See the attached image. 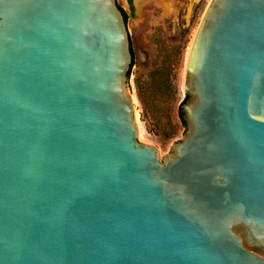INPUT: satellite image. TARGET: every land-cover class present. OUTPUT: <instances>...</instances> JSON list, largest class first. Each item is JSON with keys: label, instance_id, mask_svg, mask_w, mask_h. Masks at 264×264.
Instances as JSON below:
<instances>
[{"label": "water", "instance_id": "1", "mask_svg": "<svg viewBox=\"0 0 264 264\" xmlns=\"http://www.w3.org/2000/svg\"><path fill=\"white\" fill-rule=\"evenodd\" d=\"M115 0H0V264H264V0H210L182 138L136 139Z\"/></svg>", "mask_w": 264, "mask_h": 264}, {"label": "rangeland", "instance_id": "2", "mask_svg": "<svg viewBox=\"0 0 264 264\" xmlns=\"http://www.w3.org/2000/svg\"><path fill=\"white\" fill-rule=\"evenodd\" d=\"M210 0H115L126 15L125 27L132 52L127 88L132 97L136 139L153 146L160 157L179 141L183 129L176 109L183 99V66L201 16ZM154 68H161L171 93L157 91L143 107L137 100L134 81L143 83ZM169 139L165 136L171 134Z\"/></svg>", "mask_w": 264, "mask_h": 264}, {"label": "trees", "instance_id": "3", "mask_svg": "<svg viewBox=\"0 0 264 264\" xmlns=\"http://www.w3.org/2000/svg\"><path fill=\"white\" fill-rule=\"evenodd\" d=\"M128 6H129V10H131V0H126ZM119 10L121 11L124 23L126 22V15L123 12V10L118 7ZM129 52L132 58V52H131V48H130V43H129ZM132 66V60H130V64H129V69H128V76H127V80L129 78L130 75V69ZM164 73L161 70V68H154L151 72L148 73L147 75V79L146 81H144L143 83H139L138 81H134V90H135V96L138 100V102L144 107L146 105L145 101L147 99V94L148 96H152L154 94L155 91H157L159 93L160 97H163L165 95H168L169 93H171V88L169 87V82L167 77H163ZM185 99V96L183 97V99L180 101V103L178 104V106L181 104V102ZM177 106V108H178ZM177 111V109H176ZM177 116V114H176ZM172 133L168 134L167 136H165L166 139L171 138Z\"/></svg>", "mask_w": 264, "mask_h": 264}]
</instances>
